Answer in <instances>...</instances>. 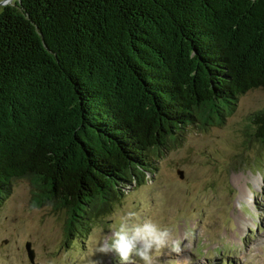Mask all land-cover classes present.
I'll return each instance as SVG.
<instances>
[{
  "label": "trees",
  "instance_id": "trees-1",
  "mask_svg": "<svg viewBox=\"0 0 264 264\" xmlns=\"http://www.w3.org/2000/svg\"><path fill=\"white\" fill-rule=\"evenodd\" d=\"M264 89V0H14L0 11V206L87 233L189 126ZM264 144V108L250 115ZM179 141V142H178Z\"/></svg>",
  "mask_w": 264,
  "mask_h": 264
},
{
  "label": "rangeland",
  "instance_id": "rangeland-1",
  "mask_svg": "<svg viewBox=\"0 0 264 264\" xmlns=\"http://www.w3.org/2000/svg\"><path fill=\"white\" fill-rule=\"evenodd\" d=\"M13 1L0 0V11ZM262 108L264 89H253L222 124L179 131L157 171L85 234L68 235L66 212L37 204L30 180L17 181L0 206V264H121L101 249L127 211L170 228L178 250H162L154 264H264V144L249 135Z\"/></svg>",
  "mask_w": 264,
  "mask_h": 264
},
{
  "label": "clouds",
  "instance_id": "clouds-1",
  "mask_svg": "<svg viewBox=\"0 0 264 264\" xmlns=\"http://www.w3.org/2000/svg\"><path fill=\"white\" fill-rule=\"evenodd\" d=\"M166 248L178 250L170 228L127 211L101 250L117 253L121 264H154L156 254Z\"/></svg>",
  "mask_w": 264,
  "mask_h": 264
},
{
  "label": "water",
  "instance_id": "water-1",
  "mask_svg": "<svg viewBox=\"0 0 264 264\" xmlns=\"http://www.w3.org/2000/svg\"><path fill=\"white\" fill-rule=\"evenodd\" d=\"M180 174H181V177L183 178L184 176L183 171H181ZM27 250H28V254H29L31 261L34 263L35 252H34V249H32L30 242L27 243Z\"/></svg>",
  "mask_w": 264,
  "mask_h": 264
}]
</instances>
